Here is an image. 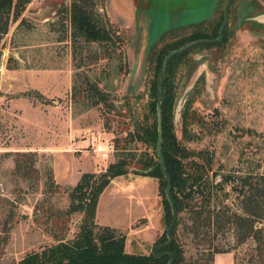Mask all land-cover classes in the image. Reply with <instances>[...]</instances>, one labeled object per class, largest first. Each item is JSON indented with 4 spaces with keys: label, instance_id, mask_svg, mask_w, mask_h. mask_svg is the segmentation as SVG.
Masks as SVG:
<instances>
[{
    "label": "rangeland",
    "instance_id": "rangeland-1",
    "mask_svg": "<svg viewBox=\"0 0 264 264\" xmlns=\"http://www.w3.org/2000/svg\"><path fill=\"white\" fill-rule=\"evenodd\" d=\"M196 1L95 0L94 13L116 30L118 47L81 40L74 45L68 21L59 15L71 0H31L18 19L22 24H10L0 43V264H18L30 252L72 240L81 215L63 217L71 189L83 173L104 172L121 151L132 168L104 189L95 222L125 235L126 253L152 252L166 229L162 198L157 179L135 173L139 159L153 151L140 142L124 141L133 130L126 106L144 120L154 75L155 62L148 58L152 47L159 51L197 30L210 34L225 0L216 1L211 18H205L207 6L192 7ZM239 1L230 6L224 45L196 48L189 54L191 62L181 64L174 77L180 144L192 151L198 164H204L198 151L211 158L208 176L215 183L228 174L237 178L218 194L219 203L212 201L214 215L222 206L243 215L248 198L264 208L263 197L253 198L255 183L264 176V28L239 20ZM201 76L203 88L192 94L200 121L188 126L191 138H186L181 109ZM74 82L77 95L72 92ZM87 83H96L111 106L86 107ZM197 84L200 90L202 82ZM97 144L111 145L107 158L97 153ZM18 161L23 173L16 171ZM240 178L252 184L245 186L243 196ZM191 216L182 214L178 228L187 264H203L214 247L232 250L237 264H250L256 242L264 241V217L256 220L255 234L240 244L241 227L223 217L217 224L212 219L197 236Z\"/></svg>",
    "mask_w": 264,
    "mask_h": 264
},
{
    "label": "trees",
    "instance_id": "trees-1",
    "mask_svg": "<svg viewBox=\"0 0 264 264\" xmlns=\"http://www.w3.org/2000/svg\"><path fill=\"white\" fill-rule=\"evenodd\" d=\"M31 0H0V43L8 33L11 23L19 21L17 28L22 24V20H18L24 12L27 4ZM234 0L231 1L230 6ZM95 0H71L68 6L62 9L59 13L62 19L68 21L70 27V36L75 43L78 40L86 44H96L102 47H118L120 37L116 30L110 26H106L100 22L94 13ZM230 12V7H229ZM222 22V11L215 25L210 29V34H206L201 30H197L188 37L177 39L171 43L164 45L159 51L152 47L148 58L153 60L154 75L150 81L148 100L146 103V113L144 120L140 121L131 108L126 106L127 114H131L133 118V130H128L124 137L127 142H140L147 148H152L153 155L144 154V158L139 159L136 165L139 166L135 173L157 179L159 182V195L161 196L162 206L164 211V223L167 228L171 221V211L166 199L164 190L166 186L165 179L160 171L159 162L156 155V101L159 96L158 82L161 74V66L164 56L171 50L176 49L189 41L200 38H214L218 34V28ZM229 36V25L224 29L223 38L216 43H200L191 48L172 56L168 61L166 77L164 81L165 96L161 104V127H162V155L165 162L166 172L170 177L171 186L170 194L174 203V208L177 214L176 225L172 231L173 242L164 249L159 250V253L170 252L175 255V260L172 264H187L185 258V250L179 240L178 228L183 222L182 214L190 213L194 220L195 226L193 231L199 235L201 227H209L212 219L218 221L222 217L229 223L235 224L236 227H241L244 230L243 239L240 244L248 237L255 234L254 226L257 219L264 217V208L261 210L258 203L251 201L248 198V204L245 205L244 214H231L225 206L219 208V211L214 215L210 210V205L213 200L218 201V194L225 191L224 186L231 183L234 184L237 180L236 176L231 174L222 176L219 183H215L209 178L211 171V158L204 151H198L196 154L200 157L204 164H198L192 160V151H189L180 144L175 133L174 122V104H175V88L174 77L176 76L178 67L181 64L191 62L189 54L196 48H211L221 47L227 41ZM204 78L201 76L197 79L193 89L181 109V125L183 136L191 138L188 126L192 123L199 122L198 115L192 108L194 101L192 94L199 93L203 88ZM199 82H202L200 90L198 89ZM74 95L79 93V87L74 82L72 86ZM86 92L88 93L89 103L86 107L103 104L111 106L108 103L106 93L96 83H87ZM127 104V103H126ZM115 163L110 164L102 173H83L80 176L77 184L71 189L70 205L63 217L68 218L73 214H80L81 221L78 231L72 240L59 241L56 245L43 248L40 251L30 252L19 261L18 264H167L169 257L162 256L156 258L152 253L148 255L128 254L125 251L126 237L120 234L117 229L100 226L95 222L96 208L100 195L104 189L117 177L126 176L129 173L131 159L129 160L123 151ZM21 157H28L27 154H21ZM16 171L23 173V166L17 162ZM29 172H26L28 174ZM241 190L240 195H244L245 186L252 185L246 178H240ZM51 184L52 178H50ZM237 185V184H236ZM256 187L254 195L258 199L264 198V176H260L255 183ZM226 196V195H225ZM200 197L201 203L197 204V199ZM252 199V198H251ZM199 206V207H198ZM215 222L216 224L218 222ZM166 230V229H165ZM167 241L165 232L162 237L155 243L161 245ZM254 257H250V264H264V241L256 242ZM154 245V246H155ZM232 250H223L214 247L205 256L203 264H214V255L220 253H229ZM204 258H201L202 260ZM234 264H237L234 256Z\"/></svg>",
    "mask_w": 264,
    "mask_h": 264
},
{
    "label": "water",
    "instance_id": "water-1",
    "mask_svg": "<svg viewBox=\"0 0 264 264\" xmlns=\"http://www.w3.org/2000/svg\"><path fill=\"white\" fill-rule=\"evenodd\" d=\"M232 0H225L224 4H223V8H222V22L218 28V34L216 37L214 38H200V39H195L192 41H189L188 43L173 49L171 51H169L163 58L162 61V66H161V74L159 77V82H158V92H159V96L157 98L156 101V128H157V138H156V155L158 158V162H159V168L160 171L165 179L166 182V186H165V196L166 199L168 201L169 207H170V211H171V221L169 226L166 228L165 230V234H166V238L167 241L161 245H155L152 248V255L156 258L162 257V256H168L169 260L167 262V264H172L175 260V255L173 253L170 252H164V253H159V250L164 249L169 247L172 242H173V236H172V231L176 225V221H177V214L174 208V203L170 194V186H171V181H170V177L168 176L167 172H166V167H165V162H164V158L162 155V127H161V104H162V100L165 96V90H164V81H165V77H166V72H167V67H168V61L169 59L176 55L179 54L189 48H191L192 46H195L197 44L200 43H216L219 42L222 38H223V34H224V29L228 23V19H229V7L231 4Z\"/></svg>",
    "mask_w": 264,
    "mask_h": 264
},
{
    "label": "crops",
    "instance_id": "crops-1",
    "mask_svg": "<svg viewBox=\"0 0 264 264\" xmlns=\"http://www.w3.org/2000/svg\"><path fill=\"white\" fill-rule=\"evenodd\" d=\"M197 1L194 5H192V7L207 6L209 8V11H208V16L205 18H211L214 15L217 0H197ZM245 12H248L247 14L249 16L244 17L243 13ZM237 13H238L237 16L240 17L239 20H241V18L246 19L245 24L249 23V26L253 25L254 27L258 26L260 28H264V0H240L239 3L237 4ZM240 26H244V24ZM96 213H97V208H96ZM100 226H108V225H100ZM221 261L225 262V264H234L233 255L231 253H220L214 255V264H218Z\"/></svg>",
    "mask_w": 264,
    "mask_h": 264
},
{
    "label": "built area",
    "instance_id": "built-area-1",
    "mask_svg": "<svg viewBox=\"0 0 264 264\" xmlns=\"http://www.w3.org/2000/svg\"><path fill=\"white\" fill-rule=\"evenodd\" d=\"M95 150L97 153L101 154L103 158H107L109 151L111 150V145L106 144H97Z\"/></svg>",
    "mask_w": 264,
    "mask_h": 264
},
{
    "label": "bare ground",
    "instance_id": "bare-ground-1",
    "mask_svg": "<svg viewBox=\"0 0 264 264\" xmlns=\"http://www.w3.org/2000/svg\"><path fill=\"white\" fill-rule=\"evenodd\" d=\"M201 60V59H200Z\"/></svg>",
    "mask_w": 264,
    "mask_h": 264
}]
</instances>
